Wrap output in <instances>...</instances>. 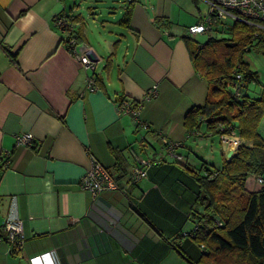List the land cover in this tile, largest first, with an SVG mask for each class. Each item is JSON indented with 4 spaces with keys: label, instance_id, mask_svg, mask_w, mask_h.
Instances as JSON below:
<instances>
[{
    "label": "crops",
    "instance_id": "0c3cea01",
    "mask_svg": "<svg viewBox=\"0 0 264 264\" xmlns=\"http://www.w3.org/2000/svg\"><path fill=\"white\" fill-rule=\"evenodd\" d=\"M199 1L0 0V230L15 195L25 237L18 253L0 242V264H194L202 247L191 236V171L232 155L203 123L202 135L185 136L184 115L208 89L182 38L205 14ZM127 7L125 27L116 21ZM59 12L83 22L75 50L93 51L94 71L63 43ZM244 60L264 83L263 58ZM153 83L157 95L143 99ZM122 97L143 99L137 117L118 110ZM258 131L264 138V113ZM25 132L31 143H17ZM161 133L182 144L166 149ZM92 158L118 185L97 200L79 184ZM136 166L146 175L133 181ZM261 185L254 175L245 181L248 190Z\"/></svg>",
    "mask_w": 264,
    "mask_h": 264
},
{
    "label": "trees",
    "instance_id": "16d2710c",
    "mask_svg": "<svg viewBox=\"0 0 264 264\" xmlns=\"http://www.w3.org/2000/svg\"><path fill=\"white\" fill-rule=\"evenodd\" d=\"M57 15L72 26L75 42L80 41V17L66 12ZM158 21L165 22L163 18ZM116 22L129 26L128 7ZM182 38L192 64L208 87L204 102L190 107L184 115L185 136H195L196 131L202 135L199 126L203 123L205 133L211 131L216 137L222 131L233 130L242 140L220 168L191 171L198 184L191 236L202 247L193 263L264 264V184L256 190L245 186L249 175L264 177V138L258 131L264 113V83L244 60L248 52L259 54L264 60V18L254 23L234 21L215 27L203 42H196L190 34H183ZM62 41L69 48L63 35ZM250 82L259 85L257 96L247 93ZM237 83L239 94L233 88ZM10 246L12 253H18Z\"/></svg>",
    "mask_w": 264,
    "mask_h": 264
},
{
    "label": "built area",
    "instance_id": "2783aa9c",
    "mask_svg": "<svg viewBox=\"0 0 264 264\" xmlns=\"http://www.w3.org/2000/svg\"><path fill=\"white\" fill-rule=\"evenodd\" d=\"M206 8L205 14L202 18L189 24L187 26L188 33L193 35L198 34H212L215 27L226 26L230 22L243 21L254 23L256 20L264 18V0H201ZM54 25L61 31L62 35L66 37L70 51H72L79 61L91 71L95 69V62L92 61L88 54L77 55L75 50V39L73 37V28L68 25L63 16L56 14ZM240 78V73L236 74ZM86 86L88 89H95L94 73L89 74L86 79ZM239 84H234V91L239 94ZM157 95V84L153 83L148 87L143 95V99H148ZM142 99V100H143ZM130 100L127 97H122L117 101V107L120 112H129L134 117H137L141 106V101ZM144 125V123H142ZM220 129L223 126L219 125ZM200 132L196 131L195 135ZM207 136L215 137L211 131L205 133ZM216 138L219 142L231 150V154L236 151L241 143V139L233 130L222 131ZM162 144L166 149L173 150L180 146V141H171L164 134H160ZM32 135L30 132H25L17 137V143L30 144ZM179 157L180 155H176ZM145 175V170L141 166H136L130 174L131 180L136 181ZM255 176V175H254ZM260 184H264V177L260 175L255 176ZM80 187L89 191L94 200L100 197V193L104 190L115 189L117 184L111 177L107 169L96 159L92 158L88 169L83 173L79 181ZM219 224V223H218ZM24 232L22 221L18 215L17 203L15 195L10 197L8 210L2 224V231H0V242L6 241L16 250L20 251L24 244ZM52 264V263H50Z\"/></svg>",
    "mask_w": 264,
    "mask_h": 264
},
{
    "label": "rangeland",
    "instance_id": "374dc122",
    "mask_svg": "<svg viewBox=\"0 0 264 264\" xmlns=\"http://www.w3.org/2000/svg\"><path fill=\"white\" fill-rule=\"evenodd\" d=\"M199 5H200V7L201 8H203L204 9V3L200 0L199 1ZM85 15H88V13H87V11H85ZM97 15H99L98 13H97ZM92 19H90V21H91ZM89 20H88V22H90ZM95 21L96 22H99V19H98V21H97V19H95ZM92 22V21H91ZM91 26V25H90ZM205 35V34H204ZM254 54V53H253ZM252 85V84H251ZM251 94H254L252 91L250 92Z\"/></svg>",
    "mask_w": 264,
    "mask_h": 264
},
{
    "label": "water",
    "instance_id": "95a60500",
    "mask_svg": "<svg viewBox=\"0 0 264 264\" xmlns=\"http://www.w3.org/2000/svg\"><path fill=\"white\" fill-rule=\"evenodd\" d=\"M87 54L92 61L95 62L97 60V57L94 55L92 50H89Z\"/></svg>",
    "mask_w": 264,
    "mask_h": 264
}]
</instances>
